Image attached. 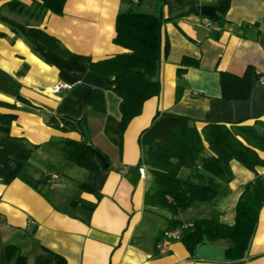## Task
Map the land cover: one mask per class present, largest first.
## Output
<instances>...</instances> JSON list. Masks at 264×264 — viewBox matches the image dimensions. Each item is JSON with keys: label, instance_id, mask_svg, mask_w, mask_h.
Wrapping results in <instances>:
<instances>
[{"label": "crops", "instance_id": "1", "mask_svg": "<svg viewBox=\"0 0 264 264\" xmlns=\"http://www.w3.org/2000/svg\"><path fill=\"white\" fill-rule=\"evenodd\" d=\"M9 1L0 0V116L15 119L0 121V264H36L45 255L42 248L65 264H264V206L241 259L226 257L223 240L203 238L190 252L162 235L174 228L171 219L233 226L253 172L232 161L233 179L218 181L215 199L196 201L172 217L145 205L151 175L139 165L140 133L157 112L189 118L199 129L205 122H264V82L258 78L245 100H227L219 75L242 77L252 67L264 78V0H228L217 33L202 24L200 10L219 0H165L162 36L169 47L157 74L159 95L144 102L122 136L113 77L92 71L89 62L126 52L113 39L116 16L128 10L129 0H66L60 16L39 8L37 0H18L21 10H9ZM139 4V11L155 13L152 0ZM32 29L57 40L68 54L32 38ZM57 82L72 87L52 94ZM95 91L103 95L104 112L90 107ZM85 115L89 142L107 167L99 157L87 168L70 163L64 142L81 141L83 134L48 122ZM256 173L264 178V167ZM187 174L181 170L183 179Z\"/></svg>", "mask_w": 264, "mask_h": 264}, {"label": "trees", "instance_id": "2", "mask_svg": "<svg viewBox=\"0 0 264 264\" xmlns=\"http://www.w3.org/2000/svg\"><path fill=\"white\" fill-rule=\"evenodd\" d=\"M37 6L44 11L60 16L66 0H37ZM155 13L138 10L140 0L127 11L119 13L115 19L113 43L126 52L95 63L89 62L92 71L111 76L112 91L120 99V136L129 122L138 116L143 104L151 97L159 95L157 79L162 60L168 53V42L162 36V7L165 0H152ZM9 10H21L18 0L5 4ZM229 9L228 0H219L217 14L209 17L219 24L221 16ZM29 35L54 50L67 55L60 43L39 30H28ZM2 36V34H0ZM222 97L227 100H245L249 97L253 84L260 77L255 69L248 67L242 77L220 72ZM180 97L177 92L176 100ZM92 110L104 112L105 103L101 92L95 91L90 100ZM15 115H1L0 121L10 123ZM86 115L79 119L70 117L49 118V124L63 130L77 131L82 135ZM244 121L205 122L199 129L195 122L183 116L157 112L151 124L139 136L141 158L139 165L148 168L151 184L145 193L144 203L168 211L172 217L179 210L190 207L194 202H210L219 191V182L229 183L233 179L230 167L232 161L241 164L255 174L236 204L235 223L226 226L216 219L196 220L191 228L183 230L181 241L191 252L203 238L210 243L225 241L228 259H241L256 229L258 214L264 206V178L256 173V168L264 167V127L256 118L253 124ZM258 126L262 130H258ZM67 160L81 168H87L94 157L102 156L89 140L64 142ZM188 170L181 177V170ZM182 224L169 221L170 227ZM44 256L36 259V264H65V261L41 249Z\"/></svg>", "mask_w": 264, "mask_h": 264}, {"label": "built area", "instance_id": "3", "mask_svg": "<svg viewBox=\"0 0 264 264\" xmlns=\"http://www.w3.org/2000/svg\"><path fill=\"white\" fill-rule=\"evenodd\" d=\"M131 1L134 4L137 3V0H131ZM203 1L212 2L213 0H203ZM202 24L214 33H217L221 30L220 25L217 22L210 20L209 17L207 16H203ZM259 82H264V78L262 76L259 77ZM71 87L72 86L67 83L57 82L55 85H53L50 88V92L52 94H57L61 90H69L71 89ZM145 171H146V168L144 166L140 168L141 176H144ZM191 227L192 225H181V226H178L172 229L165 230L162 235L165 240L179 241L183 230L187 228H191Z\"/></svg>", "mask_w": 264, "mask_h": 264}, {"label": "water", "instance_id": "4", "mask_svg": "<svg viewBox=\"0 0 264 264\" xmlns=\"http://www.w3.org/2000/svg\"><path fill=\"white\" fill-rule=\"evenodd\" d=\"M200 11H201V14L203 16L211 17V16H215V14H216L214 6H203ZM82 134H83V137L85 140H89V135H88L86 128L84 126L82 127ZM98 157L101 159L103 165L105 167H107V165H108L107 162L101 156H98Z\"/></svg>", "mask_w": 264, "mask_h": 264}, {"label": "rangeland", "instance_id": "5", "mask_svg": "<svg viewBox=\"0 0 264 264\" xmlns=\"http://www.w3.org/2000/svg\"><path fill=\"white\" fill-rule=\"evenodd\" d=\"M262 123H263L262 126L264 127V122L262 121ZM257 128H258L259 131L262 130V127L261 126H258Z\"/></svg>", "mask_w": 264, "mask_h": 264}]
</instances>
